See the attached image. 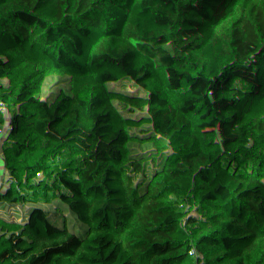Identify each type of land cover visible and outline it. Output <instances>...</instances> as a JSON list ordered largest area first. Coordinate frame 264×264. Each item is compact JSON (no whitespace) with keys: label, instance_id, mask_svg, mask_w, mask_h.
I'll return each instance as SVG.
<instances>
[{"label":"trees","instance_id":"1","mask_svg":"<svg viewBox=\"0 0 264 264\" xmlns=\"http://www.w3.org/2000/svg\"><path fill=\"white\" fill-rule=\"evenodd\" d=\"M12 212L0 264H264V0H0Z\"/></svg>","mask_w":264,"mask_h":264},{"label":"rangeland","instance_id":"2","mask_svg":"<svg viewBox=\"0 0 264 264\" xmlns=\"http://www.w3.org/2000/svg\"><path fill=\"white\" fill-rule=\"evenodd\" d=\"M16 217H17V213L15 212L2 216L3 223L1 224L0 228L3 227L4 231H6L13 223L16 222ZM83 223L90 226L96 224L91 216H87L86 221ZM0 230H2V228Z\"/></svg>","mask_w":264,"mask_h":264}]
</instances>
